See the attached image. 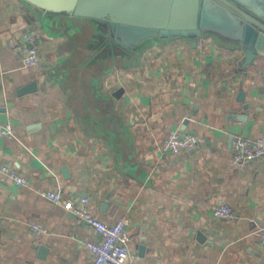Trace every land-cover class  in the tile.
Listing matches in <instances>:
<instances>
[{
	"label": "crops",
	"instance_id": "1",
	"mask_svg": "<svg viewBox=\"0 0 264 264\" xmlns=\"http://www.w3.org/2000/svg\"><path fill=\"white\" fill-rule=\"evenodd\" d=\"M30 26L41 62L27 68L15 45ZM243 55L215 33L128 51L101 22L0 0V125L14 128L0 162L31 181L0 176V264H91L95 230L39 189L87 196L107 223L125 218L135 264H264V167L231 166L235 137L264 138V59L246 69ZM173 131L200 143L163 152ZM223 203L234 217L213 215Z\"/></svg>",
	"mask_w": 264,
	"mask_h": 264
},
{
	"label": "water",
	"instance_id": "2",
	"mask_svg": "<svg viewBox=\"0 0 264 264\" xmlns=\"http://www.w3.org/2000/svg\"><path fill=\"white\" fill-rule=\"evenodd\" d=\"M22 1L37 17L70 14L101 22L110 39L128 51L154 38L215 33L237 43L244 51L240 67L247 69L258 59H264V0ZM34 29L30 26L24 34ZM245 95L240 92L241 100ZM244 108L249 105L244 104ZM240 119L245 120L246 116ZM139 247L143 253L145 244ZM47 251L41 245L40 257H45Z\"/></svg>",
	"mask_w": 264,
	"mask_h": 264
},
{
	"label": "built area",
	"instance_id": "3",
	"mask_svg": "<svg viewBox=\"0 0 264 264\" xmlns=\"http://www.w3.org/2000/svg\"><path fill=\"white\" fill-rule=\"evenodd\" d=\"M41 37V33L34 29L24 34L15 45L16 51L22 57L24 67L31 68L40 64L39 43ZM13 135L14 128L12 125H0V137ZM199 143V137L193 133L173 131L162 141L160 149L163 152L179 154L196 148ZM252 161H259L264 167V138L235 137L231 166L235 169H241ZM0 176L17 186H26L31 182L30 178L15 166L4 162H0ZM39 192L46 199L71 210L80 221L95 230L98 238L85 242V246L91 254V264H135L136 256L129 248L132 233L125 218H120L112 223L105 222L95 214L87 196L73 200L64 196L62 192L53 189H39ZM213 215L216 218H232L235 216V212L230 204L223 203L213 209ZM1 221L2 217L0 216ZM32 230L35 234L46 232L38 223L32 225ZM260 236L261 242L264 244V229Z\"/></svg>",
	"mask_w": 264,
	"mask_h": 264
}]
</instances>
